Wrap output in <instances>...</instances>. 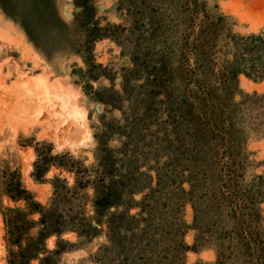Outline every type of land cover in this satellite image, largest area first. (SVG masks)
Returning a JSON list of instances; mask_svg holds the SVG:
<instances>
[{"label": "rangeland", "instance_id": "obj_1", "mask_svg": "<svg viewBox=\"0 0 264 264\" xmlns=\"http://www.w3.org/2000/svg\"><path fill=\"white\" fill-rule=\"evenodd\" d=\"M3 1L11 15L0 8V171L18 170L44 206L55 177L70 187L77 177L52 166L43 182L35 181L36 150L49 159L67 155L57 161L78 167V178L90 181L73 204L96 228L94 237L65 234L74 247L60 264H151L134 258L135 242L152 237L155 264H165L168 253L182 264H214L215 249L196 241L189 201L191 184L203 185L214 167L200 164L185 114L182 40L205 14L221 20L222 64L231 59L224 56L230 35L264 30V0ZM239 91L236 104L244 95L264 94V81L240 75ZM236 121L247 136L240 170L247 185L264 172V124L251 127L240 113ZM108 187L117 188L120 205L98 218L94 202ZM2 207L25 205L0 197V264H8ZM260 208L264 231V202ZM124 211L138 221L125 227L117 217L112 243L107 220Z\"/></svg>", "mask_w": 264, "mask_h": 264}, {"label": "trees", "instance_id": "obj_2", "mask_svg": "<svg viewBox=\"0 0 264 264\" xmlns=\"http://www.w3.org/2000/svg\"><path fill=\"white\" fill-rule=\"evenodd\" d=\"M0 8L11 15L3 0H0ZM205 20L196 28L188 29L182 40L183 65L187 66L186 77L182 79L185 114L190 119V128H193L200 164L214 167L211 168L212 174L204 177L203 185L198 181L191 184L189 201L195 213L196 241L215 249L217 260L214 264H264L260 208L264 202V172L244 185L240 170L246 155L247 136L245 130L237 127L236 121L240 113L245 124L254 125L256 129L263 125L264 94H247L235 103L240 92V75L264 81V30L248 36L230 35L224 56H231V59H224L221 64L218 56L223 53L218 50L221 20L213 21L208 14H205ZM22 28L38 48L36 36L27 27ZM190 60H194V67ZM193 85L195 93L190 91ZM36 152L38 160L32 174L35 181L43 182L52 166L75 173L77 181L74 187H70L67 179L55 177L52 180L53 198L48 206H44L26 188L18 170L0 171V197L6 196L25 205V208L2 207L8 264H60L63 254L74 247L63 238L65 234L76 233L84 240H91L95 234L96 228L88 223L87 218L81 217L79 210L75 211L76 205L73 204L78 200L81 202L78 191L86 189L90 181L83 182L78 178V167L74 169L72 165L57 161L67 155L49 159ZM119 198L117 188L108 187L94 202L97 217L101 218L112 207H119ZM129 207L125 206V209ZM125 211L113 214L107 220L108 237L112 243L117 217H121L125 227L138 221ZM36 214H39L37 220L32 218ZM143 231L147 232L149 228ZM52 237L57 240L55 247L50 249L47 241ZM156 243L154 237L136 241L138 254L134 259L139 256L141 261L155 264L153 258L156 254L152 250ZM170 254L166 262L162 259L165 264H182L176 254Z\"/></svg>", "mask_w": 264, "mask_h": 264}]
</instances>
